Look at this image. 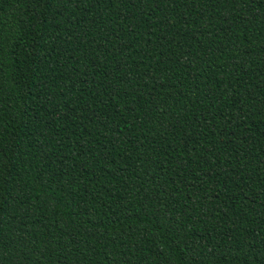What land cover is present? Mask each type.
<instances>
[{
    "label": "trees",
    "instance_id": "trees-1",
    "mask_svg": "<svg viewBox=\"0 0 264 264\" xmlns=\"http://www.w3.org/2000/svg\"><path fill=\"white\" fill-rule=\"evenodd\" d=\"M0 264H264V0H0Z\"/></svg>",
    "mask_w": 264,
    "mask_h": 264
}]
</instances>
